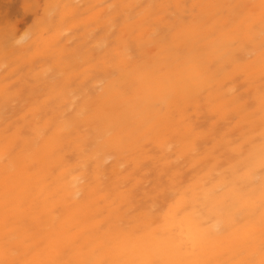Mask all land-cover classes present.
Segmentation results:
<instances>
[{
    "label": "bare ground",
    "instance_id": "6f19581e",
    "mask_svg": "<svg viewBox=\"0 0 264 264\" xmlns=\"http://www.w3.org/2000/svg\"><path fill=\"white\" fill-rule=\"evenodd\" d=\"M42 4L31 30L0 35V198L7 172L20 264H259L261 0ZM177 17L176 46L209 71L153 107L133 69ZM5 235L0 199V251Z\"/></svg>",
    "mask_w": 264,
    "mask_h": 264
},
{
    "label": "snow or ice",
    "instance_id": "6c2138e0",
    "mask_svg": "<svg viewBox=\"0 0 264 264\" xmlns=\"http://www.w3.org/2000/svg\"><path fill=\"white\" fill-rule=\"evenodd\" d=\"M261 8L264 9V0H261ZM189 25V22L182 17L169 21L167 31L161 36L158 43V51L152 53H144L137 58L133 74L141 80L150 82L155 89L153 94V107H160L169 103L179 104L182 100L191 98L198 94L204 86V77L209 69L202 63H197L184 56L181 50L176 46L175 37L181 34ZM157 29V35H159ZM261 49L264 52V16L261 18ZM127 53V49L125 48ZM242 61L234 59L232 64L236 66V70H240ZM232 70V69H228ZM114 79L118 77L114 74ZM261 99L264 101V89H262ZM100 142L97 138L96 143ZM18 147V146H17ZM7 158V157H6ZM261 171L264 172V150L261 153ZM4 187L2 198L4 228L6 235L4 237V245L0 251V264H20L16 259L19 249L15 247L17 237L8 233L10 227V210L14 206V191L12 189V179L7 172L4 175ZM121 227H126L121 224ZM261 232L264 234V221L260 225ZM261 259L259 264H264V243L260 248ZM52 264H57L53 261ZM82 264H95L92 260H84ZM255 264V261L249 262Z\"/></svg>",
    "mask_w": 264,
    "mask_h": 264
},
{
    "label": "rangeland",
    "instance_id": "374dc122",
    "mask_svg": "<svg viewBox=\"0 0 264 264\" xmlns=\"http://www.w3.org/2000/svg\"><path fill=\"white\" fill-rule=\"evenodd\" d=\"M42 1L0 0V35L8 32L10 35L16 34L17 37H20L31 30L34 21L33 11H37L40 16Z\"/></svg>",
    "mask_w": 264,
    "mask_h": 264
}]
</instances>
